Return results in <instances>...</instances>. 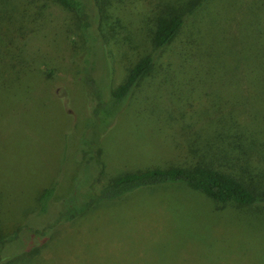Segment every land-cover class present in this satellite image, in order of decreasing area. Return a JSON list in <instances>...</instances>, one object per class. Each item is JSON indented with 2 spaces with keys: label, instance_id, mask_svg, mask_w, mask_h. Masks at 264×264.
<instances>
[{
  "label": "rangeland",
  "instance_id": "374dc122",
  "mask_svg": "<svg viewBox=\"0 0 264 264\" xmlns=\"http://www.w3.org/2000/svg\"><path fill=\"white\" fill-rule=\"evenodd\" d=\"M36 9L47 21L46 28L38 27L35 10L28 14L22 9L27 26L14 22L16 34L22 41L27 38L23 46L12 44L16 51L25 48L16 75L5 67L8 56L0 55V207L5 218L22 219L35 207L39 191L52 182L57 181L60 194L67 195L75 185L87 189L97 171L95 161L89 162L94 150L107 176L162 165L175 160L178 151L172 153V147L182 141V134L190 138L191 131L200 128L201 113L215 118L216 108L226 113L220 102L237 78L218 73V67L210 75H201L197 68L196 75L182 53L195 63L211 55H200L196 49L186 52L174 43L155 60L156 73L172 63L178 73L173 84L154 87L157 78L147 79L117 120L106 116L92 121L86 90L74 81L76 75H87L79 73V59H72L81 50V33L65 10L51 4ZM89 14L96 29L95 15ZM110 20L115 24L112 35L105 28L106 37L126 38L148 48L146 26L138 16L128 15L124 8L112 12ZM105 46L108 84L115 86L125 74L127 55L140 48L113 41ZM10 61L20 63L15 57ZM225 62L231 65V60ZM78 66L85 68L82 62ZM252 89L261 88L254 82ZM196 104L201 107L193 112ZM171 107L177 109L169 111ZM181 108L192 112L179 121L175 118ZM167 118L174 124L165 122ZM255 167L254 173L264 177V166ZM89 211L58 228L51 243L57 250L49 253L47 264H264L263 206L221 207L184 186H159L135 190ZM27 218L31 224H43L53 221L55 214Z\"/></svg>",
  "mask_w": 264,
  "mask_h": 264
},
{
  "label": "trees",
  "instance_id": "16d2710c",
  "mask_svg": "<svg viewBox=\"0 0 264 264\" xmlns=\"http://www.w3.org/2000/svg\"><path fill=\"white\" fill-rule=\"evenodd\" d=\"M47 4L65 10L73 19L74 23L70 24L76 25L81 33V50L72 59H79L78 71L87 75H76L74 81L83 84L86 90L87 102L93 106L89 112L92 121L106 116L117 120L147 79L157 78L154 87L173 84L178 73L172 63L168 61L162 72L156 73L155 60L158 53L174 43L186 52L196 49L200 55H211L195 63L181 52L189 62L188 69L196 70V75L197 68L201 75L206 71L210 75L218 67V73L224 71V75L237 80L232 81V91L220 102L226 113L218 108L217 118L201 113L200 128L191 131L190 138L182 134V141L174 143L172 153L178 151L174 161L107 176L94 150L88 159L95 161L97 171L92 172L87 189L80 190L75 185L67 195L60 194L57 181L52 182L39 191L35 207L20 220L5 218L0 207V264H47L49 253L57 250L51 243L59 227L89 210L92 212L100 203L113 202L142 188L184 186L221 207L227 204L264 207V177L253 169L256 165L264 166V127H260L264 122V0H0V55L9 58L5 64L9 74L16 75L25 58V48L16 51L12 44L23 46L27 40L22 41L16 34L18 27L14 22L27 26V15L22 9L28 10V14L35 10L38 27L46 28L47 21L36 8ZM124 8L146 26L147 49L126 38L112 39L104 34L105 28L109 34L115 24L110 14L121 13ZM88 12L95 15L96 29L91 26ZM112 41L141 50H135V56L125 57V74L115 86L108 84L109 59L105 46ZM12 57L20 59L19 65L10 61ZM226 59L231 60V65L226 64ZM219 61L224 64L219 65ZM80 62L84 69L78 66ZM254 82L260 86L259 91L252 89ZM200 107L196 104L193 112H198ZM175 109L171 107L169 111ZM181 109L182 113L175 118L179 121L189 118L192 112ZM173 121L165 120L168 124H174ZM48 213L55 214L51 222H27L28 216Z\"/></svg>",
  "mask_w": 264,
  "mask_h": 264
}]
</instances>
